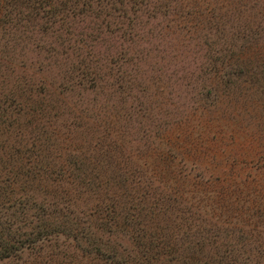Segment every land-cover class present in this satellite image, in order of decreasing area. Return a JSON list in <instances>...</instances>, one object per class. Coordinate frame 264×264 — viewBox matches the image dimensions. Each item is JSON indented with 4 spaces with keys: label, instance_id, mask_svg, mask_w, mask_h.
<instances>
[{
    "label": "rangeland",
    "instance_id": "1",
    "mask_svg": "<svg viewBox=\"0 0 264 264\" xmlns=\"http://www.w3.org/2000/svg\"><path fill=\"white\" fill-rule=\"evenodd\" d=\"M158 2L165 9L135 12L139 16L134 30L135 50L119 33L102 31L95 41L86 39L80 45L77 59L78 51H69L57 60L33 50L24 51L23 74L44 84L53 109L43 117L29 114L22 123L30 122V127L21 132L19 124L18 137L15 130L10 139L15 146L18 141H31L37 136L33 126L42 127L41 137L49 139L53 149L47 160L50 174L43 176L46 190L42 191L46 195L40 196L49 200L52 194L68 198L72 210L86 212L97 194H117L124 202L138 190L148 204L154 197L169 199L167 213L157 220L167 230L175 231V226L188 221L199 223L205 215L179 198V192L173 190L176 180L164 185L143 174L146 171L138 160L143 162L147 155L165 147L162 152L168 154L175 174L188 178V184L204 182V189L219 195L234 192L231 208L222 218L224 224L237 227L251 222L264 226V216L247 212L255 207L258 195L264 203V68L246 62L247 55H243L256 44H264V0ZM135 15L128 10V17ZM87 24L91 22L84 19L78 26L86 28ZM243 31L257 34V39L246 42L233 38L232 34ZM86 52L97 60V88L85 82L71 94H59V84L76 75L72 69ZM228 55L232 57L220 65ZM239 67H243V75L228 85L225 74ZM119 68L117 72L130 87L128 92H122L116 81L114 71ZM196 125L200 126L199 133L194 128L198 137L188 133ZM202 131L205 134L199 140ZM187 152L192 154L188 156ZM71 161L80 168L74 176L68 175L74 168L68 164ZM131 171L139 173L142 183L121 182ZM60 172L66 180H55L59 184L53 186L52 179ZM88 180L101 185L100 192L79 187ZM238 182L248 190L236 188ZM179 187L188 190L187 184ZM216 223L223 224L219 220ZM64 253L74 254L71 250Z\"/></svg>",
    "mask_w": 264,
    "mask_h": 264
},
{
    "label": "trees",
    "instance_id": "2",
    "mask_svg": "<svg viewBox=\"0 0 264 264\" xmlns=\"http://www.w3.org/2000/svg\"><path fill=\"white\" fill-rule=\"evenodd\" d=\"M160 8L165 6L158 0H0V264H264L263 224L247 222L237 227L224 224L222 218L231 208L234 192L219 195L204 189L207 187L204 182L188 184V178L175 174L176 168L168 160V154L162 152L165 147L147 155L143 162L138 160L146 171L141 172L164 185L174 184L176 180L173 190L179 192V198L194 204L205 215L199 223L188 221L182 228L183 224L175 226L178 228L175 231L167 230L157 221L167 213L169 199L154 197L148 204V199L138 190L123 200L125 203L117 194L94 195V205L86 212L72 210L69 199L63 196L52 194L50 200L40 196L46 195L42 191L46 190L43 176L50 174L47 160L53 148L49 139H42V127L37 124L33 126L37 133L33 140L18 141L15 146L10 139L15 130L18 137L20 128L22 132L30 127V122L22 123L26 117L33 114L43 117L44 112L53 109L50 103L53 100L44 84L23 74L24 51L33 50L57 60L69 51L77 52L86 39L90 43L95 41L102 31L119 33L135 50L134 30L139 20L135 12L155 13ZM128 10L135 15L133 18L127 16ZM84 19L91 25L79 28ZM232 35L246 42L257 39V34L247 35L244 31ZM86 53L72 69L76 75L59 84V94H71L85 82L97 88V60ZM78 55L79 51L76 59ZM243 55H247L246 62L264 68V44H256ZM230 57L220 61V65ZM221 59L224 57L217 60ZM117 71L121 68L114 71L120 89L130 91L125 77ZM242 75L243 67L235 68L225 74V82L231 85L233 79ZM194 128L199 133L198 125L188 133L198 137ZM202 132L199 140L205 134ZM191 154L187 152L188 156ZM68 164L74 167L69 176L80 172L77 162ZM123 176L124 184H133L135 180L142 183L138 172ZM52 180L54 186L59 184L55 180L66 179L60 172ZM181 183L187 184L188 190L179 189ZM238 183L236 188L246 187ZM79 187L87 191L98 189V193L102 186L88 180ZM256 199L257 205L247 212H258L257 217L263 218L264 203L260 195ZM216 220L223 224L218 225ZM61 246L64 248L60 251ZM68 250L74 254L64 253Z\"/></svg>",
    "mask_w": 264,
    "mask_h": 264
}]
</instances>
